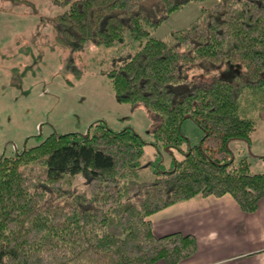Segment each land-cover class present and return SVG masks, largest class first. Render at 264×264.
Returning a JSON list of instances; mask_svg holds the SVG:
<instances>
[{
    "label": "trees",
    "instance_id": "trees-1",
    "mask_svg": "<svg viewBox=\"0 0 264 264\" xmlns=\"http://www.w3.org/2000/svg\"><path fill=\"white\" fill-rule=\"evenodd\" d=\"M54 1L67 5L52 23L55 40L68 49L122 42L126 30L141 42L104 71L119 101L159 115L157 152L162 146L182 156L140 179L145 141L132 127L114 130L103 119L92 121L87 135L53 131L0 155V264H177L195 252L194 235H157L150 214L196 194L229 193L243 211L256 210L264 170L252 172L246 158L234 163L229 141H249L254 122L240 114L239 99L264 88V0H219L167 38L151 30L201 0ZM223 60L243 69L201 83L190 77L193 68ZM186 115L203 134L184 149ZM80 170L87 174L83 190L70 184Z\"/></svg>",
    "mask_w": 264,
    "mask_h": 264
},
{
    "label": "rangeland",
    "instance_id": "rangeland-1",
    "mask_svg": "<svg viewBox=\"0 0 264 264\" xmlns=\"http://www.w3.org/2000/svg\"><path fill=\"white\" fill-rule=\"evenodd\" d=\"M218 1L187 2L153 28L151 35L167 38L172 29L186 26L200 16L202 9ZM66 8V4L54 0H0V155L35 145L53 131L84 133L92 121L103 119L114 130L132 127L145 141L140 179L153 178L158 168H171L173 160L182 154L162 146L157 152L153 128L159 115L143 104L119 101L104 71L119 62L123 54L135 51L141 42L126 30L122 42L104 45L87 41L78 50L68 49L55 40L52 23V17ZM242 69L237 61H208L193 68L190 77L201 83L215 74L227 77ZM239 112L254 125L249 141H229L230 155L234 163L246 158L252 172L262 171L264 88L246 90L239 99ZM180 131L186 137L181 145L184 149L198 144L203 134L190 117L180 122ZM86 180V172L80 170L70 184L83 190Z\"/></svg>",
    "mask_w": 264,
    "mask_h": 264
},
{
    "label": "crops",
    "instance_id": "crops-1",
    "mask_svg": "<svg viewBox=\"0 0 264 264\" xmlns=\"http://www.w3.org/2000/svg\"><path fill=\"white\" fill-rule=\"evenodd\" d=\"M148 218L157 235H194L195 252L177 264H264V196L256 210L245 212L229 193L196 194ZM152 264L167 263L160 259Z\"/></svg>",
    "mask_w": 264,
    "mask_h": 264
},
{
    "label": "water",
    "instance_id": "water-1",
    "mask_svg": "<svg viewBox=\"0 0 264 264\" xmlns=\"http://www.w3.org/2000/svg\"><path fill=\"white\" fill-rule=\"evenodd\" d=\"M186 117H188V116L186 115ZM85 135H87V131L85 132Z\"/></svg>",
    "mask_w": 264,
    "mask_h": 264
}]
</instances>
